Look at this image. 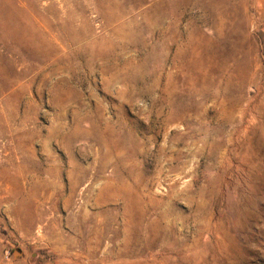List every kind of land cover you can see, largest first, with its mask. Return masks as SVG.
I'll use <instances>...</instances> for the list:
<instances>
[{
    "label": "rangeland",
    "instance_id": "obj_1",
    "mask_svg": "<svg viewBox=\"0 0 264 264\" xmlns=\"http://www.w3.org/2000/svg\"><path fill=\"white\" fill-rule=\"evenodd\" d=\"M0 264H264V0H0Z\"/></svg>",
    "mask_w": 264,
    "mask_h": 264
},
{
    "label": "water",
    "instance_id": "obj_2",
    "mask_svg": "<svg viewBox=\"0 0 264 264\" xmlns=\"http://www.w3.org/2000/svg\"><path fill=\"white\" fill-rule=\"evenodd\" d=\"M19 252H20V250H17V251H16V254H18Z\"/></svg>",
    "mask_w": 264,
    "mask_h": 264
},
{
    "label": "bare ground",
    "instance_id": "obj_3",
    "mask_svg": "<svg viewBox=\"0 0 264 264\" xmlns=\"http://www.w3.org/2000/svg\"><path fill=\"white\" fill-rule=\"evenodd\" d=\"M15 255H17V254H15Z\"/></svg>",
    "mask_w": 264,
    "mask_h": 264
}]
</instances>
